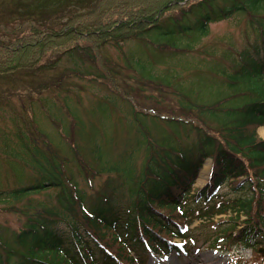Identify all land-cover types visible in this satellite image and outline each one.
<instances>
[{"label": "trees", "instance_id": "1", "mask_svg": "<svg viewBox=\"0 0 264 264\" xmlns=\"http://www.w3.org/2000/svg\"><path fill=\"white\" fill-rule=\"evenodd\" d=\"M87 7L53 26L31 24L19 32L26 19L11 27L13 33L2 26V37L9 38L0 40V73L32 69L45 55L74 48L102 61V44L152 34L186 39L196 34L200 40L209 23L236 15L246 19L243 45L237 49L226 41L224 48L202 52L213 59L207 65L218 76L212 78L219 86L216 99L199 101L196 91L189 95L173 84L159 83L162 89L172 88L188 109L198 108L202 117L195 123L134 103L114 74L103 70L101 78L131 104L137 122L144 119L158 126L161 118L170 128L162 129L158 140L147 131L143 134L146 158L135 182L129 172L127 205L116 204L107 192L86 196L58 166L50 141L33 127L29 141L38 162L46 164L40 170L48 183L0 190V212L21 217L17 228L0 223V264H146L148 253L191 254L197 241L190 226L228 210L235 218L218 231L223 240L264 247V138L256 131L264 125V0H96ZM80 43L84 47L75 45ZM190 131L196 138L187 143ZM207 158V182L191 191ZM224 185L234 198L218 202ZM41 194L42 199L32 197ZM175 238L180 241L173 242Z\"/></svg>", "mask_w": 264, "mask_h": 264}, {"label": "rangeland", "instance_id": "2", "mask_svg": "<svg viewBox=\"0 0 264 264\" xmlns=\"http://www.w3.org/2000/svg\"><path fill=\"white\" fill-rule=\"evenodd\" d=\"M94 2L96 0H0V28L4 26L5 31L13 33L11 27L24 19L19 32L27 30L31 24L53 26L73 11L86 10L87 5ZM245 20L236 15L211 22L200 40L196 34L187 39L175 34H152L123 43L102 44L98 48L102 61L95 62L83 48L84 52L74 48L61 55H45L32 69L0 73V190L48 183L43 177L46 172L40 170V165L46 164L38 162L36 147L29 141L30 131L35 127L50 141L51 153L55 154L66 178L86 196L107 192L116 204L127 205L129 172L135 182L146 158L143 134L147 131L150 138L158 140L162 129L170 132V128L161 118L157 119L158 126L144 119L137 122L131 104L114 93L101 78L103 70L114 74L134 103L168 117L193 119L195 123L202 117L198 108L188 109L180 102L179 95L169 91L172 88L162 89L159 83L173 84L189 95L196 91L199 101L218 98V83L212 82V78L218 76L215 77L213 71L210 74L211 68L207 65L213 59L202 52L210 47L224 48L226 41L240 48ZM15 29L18 33V28ZM8 38L7 35L2 37L0 32V40ZM75 45L84 47L82 43ZM219 56L216 54V58ZM256 129L264 138V125ZM191 137L196 138L194 131L189 132L187 143L194 140ZM206 162L208 159L201 164L191 191L207 182L210 168L205 173L202 171ZM228 188L227 185L220 188L218 202L234 198ZM32 197L42 199L43 195ZM231 217L235 218V212L228 210L193 223L191 238L197 241L194 253L188 256L176 251L165 255L150 253L146 264H264L263 246L241 247L235 243L237 241L235 244L224 241L225 236L218 234L219 230L230 227L228 218ZM239 219L241 222L245 216ZM20 222L18 214L0 212L1 224L17 228ZM212 239H216V246H211ZM179 241V238L173 239V242Z\"/></svg>", "mask_w": 264, "mask_h": 264}, {"label": "bare ground", "instance_id": "3", "mask_svg": "<svg viewBox=\"0 0 264 264\" xmlns=\"http://www.w3.org/2000/svg\"><path fill=\"white\" fill-rule=\"evenodd\" d=\"M209 168H210V164H209V160H208V163L206 162V164H204V166H203V169H202L203 173H205L206 170H208ZM235 243H239V241H237ZM234 244H232V246H234Z\"/></svg>", "mask_w": 264, "mask_h": 264}]
</instances>
